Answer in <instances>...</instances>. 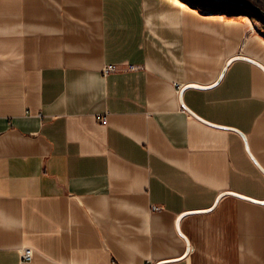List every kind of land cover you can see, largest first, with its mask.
I'll return each instance as SVG.
<instances>
[{
	"label": "crops",
	"instance_id": "1",
	"mask_svg": "<svg viewBox=\"0 0 264 264\" xmlns=\"http://www.w3.org/2000/svg\"><path fill=\"white\" fill-rule=\"evenodd\" d=\"M252 10L0 0V264H264Z\"/></svg>",
	"mask_w": 264,
	"mask_h": 264
},
{
	"label": "water",
	"instance_id": "2",
	"mask_svg": "<svg viewBox=\"0 0 264 264\" xmlns=\"http://www.w3.org/2000/svg\"><path fill=\"white\" fill-rule=\"evenodd\" d=\"M208 1H211V2H219V3H220V2H225V3H229V4H231L232 6H235V7H241V8H242V7H246V8H250V9H253V10H255V11H258L259 13H261V14L264 15V9H263L260 5H258L257 3H255V2H253V1H251V0H208ZM236 59H243V60H248V61L254 62V63L260 65V66L264 69L263 65H261V64L258 63L257 61H254V60H252V59H250V58H248V57H244V56H238V57H235L234 59H231V60L229 61L228 65H229L233 60H236ZM225 71H226V69H224L222 75L220 76V78L218 79V81H217L215 84H218V83L222 80V78H223V76H224V74H225ZM189 87H200V86H199V85H189ZM186 88H187V87L183 88V89L181 90V94H180L181 103H182V105H183L185 108H187V106L185 105V103H184V101H183V93H184V90H185ZM247 149H249L248 145H247ZM231 194H236V193H231ZM222 196H223V195H221V196L219 197V199H220ZM219 199H218V200H219ZM218 200L216 201V204H217ZM262 203H264V201H263ZM216 204H215V205H216ZM186 214H188V213H185V214H183V215H181V216L179 217L178 222H177V227H178V228H179V225H180V221H181V219H182L183 216H185ZM189 251H190V248H188V251L185 253V255H184L182 258H185V257L189 254ZM157 264H163V263H157Z\"/></svg>",
	"mask_w": 264,
	"mask_h": 264
},
{
	"label": "built area",
	"instance_id": "3",
	"mask_svg": "<svg viewBox=\"0 0 264 264\" xmlns=\"http://www.w3.org/2000/svg\"><path fill=\"white\" fill-rule=\"evenodd\" d=\"M117 70L116 66H109L105 69V72L115 71ZM34 256V251L32 248H23L22 249V258L24 260H32ZM146 264H155L154 262H148Z\"/></svg>",
	"mask_w": 264,
	"mask_h": 264
},
{
	"label": "rangeland",
	"instance_id": "4",
	"mask_svg": "<svg viewBox=\"0 0 264 264\" xmlns=\"http://www.w3.org/2000/svg\"><path fill=\"white\" fill-rule=\"evenodd\" d=\"M223 3V2H222ZM218 4V3H217ZM218 5H220V4H218ZM222 5H224V6H227L228 4H222ZM229 6V5H228ZM238 8H241V7H238ZM244 8H246V7H244ZM247 9H249V10H252V9H250V8H247ZM253 11V10H252Z\"/></svg>",
	"mask_w": 264,
	"mask_h": 264
}]
</instances>
